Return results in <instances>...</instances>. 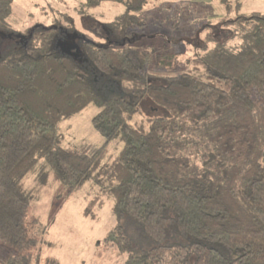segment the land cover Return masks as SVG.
Returning <instances> with one entry per match:
<instances>
[{
  "label": "trees",
  "instance_id": "1",
  "mask_svg": "<svg viewBox=\"0 0 264 264\" xmlns=\"http://www.w3.org/2000/svg\"><path fill=\"white\" fill-rule=\"evenodd\" d=\"M149 1L85 0L124 7L84 39L86 67L55 46L73 29L66 15L14 38L3 26L15 0H0V264L35 260L39 219L23 180L40 163L67 193L86 183L111 201L103 246L126 253L123 264H264V10L218 0L226 18L191 39L189 69L165 75L179 53L134 45ZM88 104L103 145L62 147L58 122ZM112 140L120 152L101 163Z\"/></svg>",
  "mask_w": 264,
  "mask_h": 264
},
{
  "label": "rangeland",
  "instance_id": "2",
  "mask_svg": "<svg viewBox=\"0 0 264 264\" xmlns=\"http://www.w3.org/2000/svg\"><path fill=\"white\" fill-rule=\"evenodd\" d=\"M234 1V0H233ZM242 13L264 10V0H240ZM85 0H15L11 17L3 26L10 30L14 38L26 34L30 27L50 25L60 16L72 20L73 29L56 40V48L84 64L81 45L89 37L97 40L92 32L105 31L107 23L124 11L120 4L103 2L96 8L87 9ZM82 12V13H80ZM144 25L135 33L143 34L135 46L179 53L173 69L163 67L165 75L178 70L189 69L188 62L191 39L199 40L206 24L218 25L227 13L218 0H150L142 11ZM93 32V33H94ZM228 32L220 33L221 39ZM11 36V33H10ZM88 36V37H87ZM171 40L173 43L168 42ZM168 46V47H167ZM58 52V51H57ZM184 62V63H183ZM185 65V66H184ZM162 75V74H160ZM102 86V82H99ZM107 84V83H106ZM145 103L144 111H151ZM94 104L86 105L70 118L58 122L62 135L61 146L77 151L94 152L104 143V138L91 124L97 113ZM131 124L140 129L145 127L144 115L133 117ZM121 143L112 140L100 153L101 163L111 164L118 156ZM84 184L67 193L56 174L43 163L37 166L23 180V188L31 195L30 214L39 219L36 229L40 237L34 249L33 264H123L126 253L114 249H104L103 238L115 223L111 201L93 200L94 189ZM1 257V254H0Z\"/></svg>",
  "mask_w": 264,
  "mask_h": 264
}]
</instances>
